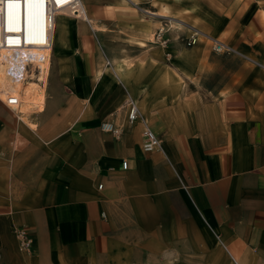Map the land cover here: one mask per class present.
I'll use <instances>...</instances> for the list:
<instances>
[{"label": "crops", "instance_id": "crops-1", "mask_svg": "<svg viewBox=\"0 0 264 264\" xmlns=\"http://www.w3.org/2000/svg\"><path fill=\"white\" fill-rule=\"evenodd\" d=\"M152 1L84 0L99 31L60 18L44 109L0 98V264H264V0ZM176 17L245 59L185 48ZM116 31L159 65L111 54ZM128 95L162 150L128 126Z\"/></svg>", "mask_w": 264, "mask_h": 264}, {"label": "built area", "instance_id": "built-area-1", "mask_svg": "<svg viewBox=\"0 0 264 264\" xmlns=\"http://www.w3.org/2000/svg\"><path fill=\"white\" fill-rule=\"evenodd\" d=\"M77 0H0V48H7L19 55V50L27 47L50 48L52 45L53 23L56 13L64 9H76ZM165 33L159 30L156 34V42L166 46L169 42L164 37ZM199 36L197 33L187 38V45L197 44ZM212 50L216 53H234L232 47L215 39L211 41ZM24 73L38 74L36 68L26 65L22 67V76ZM31 78V76H27ZM10 108H16L18 103L16 98L10 97V101L3 100ZM123 108L128 111L127 124L132 126L137 122L142 123L143 142L142 148L146 153H152L162 150V141L152 130L149 120L142 113L137 101L128 95ZM105 132L112 133L119 137L123 131L121 126L114 122H104L101 126ZM128 162H123V168L127 169ZM103 185H99L102 189ZM16 237L18 239L19 250L22 253H29L32 248V241L24 229H17Z\"/></svg>", "mask_w": 264, "mask_h": 264}, {"label": "bare ground", "instance_id": "bare-ground-1", "mask_svg": "<svg viewBox=\"0 0 264 264\" xmlns=\"http://www.w3.org/2000/svg\"><path fill=\"white\" fill-rule=\"evenodd\" d=\"M129 1H131L133 4H138V0ZM77 3L76 9H64L59 10L56 13L53 23V41L50 48H22L19 50L20 52L18 57L15 56L13 53L14 51L7 48H0V98L5 101H10V97L16 98L18 101V103L14 105L16 110L28 113L29 111L35 109L36 111H41L44 109L46 102V84L48 81V72L51 65L56 38L59 34L60 39L62 33L67 30V25H61L59 23V18L64 17L73 18L80 21H87L88 24H92V27H90L94 31H99L98 25L93 22V19L89 15V11L84 0H77ZM145 11L147 13L156 14L149 9H145ZM176 23L184 26L181 22L176 21ZM191 27L194 29L193 32L197 33L198 36L200 35L201 37H205L209 41L215 40L208 33L199 30L194 26ZM148 39L153 41L154 34ZM140 45L145 47L146 42L140 41ZM26 65L36 68L38 74L36 75L35 73H32L29 75L24 73V77H21L22 67ZM118 74L121 77L123 76L119 72ZM27 76H31V78H27Z\"/></svg>", "mask_w": 264, "mask_h": 264}, {"label": "rangeland", "instance_id": "rangeland-1", "mask_svg": "<svg viewBox=\"0 0 264 264\" xmlns=\"http://www.w3.org/2000/svg\"><path fill=\"white\" fill-rule=\"evenodd\" d=\"M142 1V0H141ZM147 2H153L152 0H145ZM201 1V0H199ZM151 11V10H150ZM142 12V11H141ZM153 12V11H152ZM144 14V13H143ZM145 15V14H144ZM148 16V15H146ZM63 18V17H61ZM159 20H161V22H163V24L165 25H170V20H172V18H159ZM176 20H180L179 22H181L184 27H182L181 29H177L175 26V24H173L174 26L172 27V30H170L168 32V34L170 35H174V39H177L178 41L182 42L184 44V47L185 48H192V47H195L196 45L194 46H188L187 45V38L192 34L193 32V28L191 26H195L193 23H191L190 21H187L183 18H180V17H176ZM183 20V21H182ZM59 23L62 25L61 23V19L59 18ZM197 26H195L196 28ZM192 28V29H191ZM170 29V28H169ZM191 29V30H190ZM198 29V27H197ZM200 30V29H199ZM159 31V30H158ZM157 31V32H158ZM156 33V32H154ZM94 34V38L97 42V45H99V36L97 37V35L95 33ZM152 36V35H151ZM150 36V37H151ZM149 37V38H150ZM200 41L204 40L203 42H201L199 45L201 44H206L208 47H209V50L214 53V54H217V55H221V56H224V57H227V56H240L242 57L241 55L237 54V53H231V54H226V53H216L212 50V43L211 41H209L207 38L205 37H201L199 35V39ZM150 42H153L155 43V35H154V39L153 41L152 40H149ZM106 43L107 45L109 46V52L115 56H125L126 57V60H129L130 62H133V61H138L140 63H145L147 61H150L151 63H153L154 65H159V62H154V60H152L151 56L149 53H146L145 50L146 49H143V48H140L137 44H136V41H134V39L132 38L131 39V35H129L127 32L125 31H116L114 33H112L111 36H109L107 39H106ZM146 46H147V43H146ZM145 52L146 55H148V57L146 58H143V57H137V58H129V56H132L131 53H137L139 55H143ZM243 59H245L244 57H242ZM108 60V59H107ZM105 59V62L107 63L108 65V61ZM167 64H171L170 61L167 62ZM186 93H189V94H192V91L190 90V87L187 88V91ZM196 93V91H194V94Z\"/></svg>", "mask_w": 264, "mask_h": 264}]
</instances>
